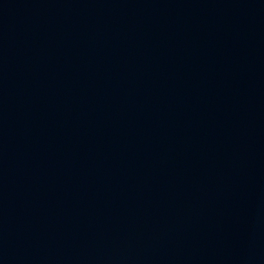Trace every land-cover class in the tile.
I'll use <instances>...</instances> for the list:
<instances>
[{
	"label": "water",
	"instance_id": "95a60500",
	"mask_svg": "<svg viewBox=\"0 0 264 264\" xmlns=\"http://www.w3.org/2000/svg\"><path fill=\"white\" fill-rule=\"evenodd\" d=\"M0 264H264V0H0Z\"/></svg>",
	"mask_w": 264,
	"mask_h": 264
}]
</instances>
